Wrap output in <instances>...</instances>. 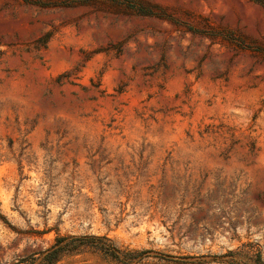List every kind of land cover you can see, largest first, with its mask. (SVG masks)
<instances>
[{
	"label": "rangeland",
	"instance_id": "1",
	"mask_svg": "<svg viewBox=\"0 0 264 264\" xmlns=\"http://www.w3.org/2000/svg\"><path fill=\"white\" fill-rule=\"evenodd\" d=\"M139 1L0 0V264H264V0Z\"/></svg>",
	"mask_w": 264,
	"mask_h": 264
},
{
	"label": "trees",
	"instance_id": "2",
	"mask_svg": "<svg viewBox=\"0 0 264 264\" xmlns=\"http://www.w3.org/2000/svg\"><path fill=\"white\" fill-rule=\"evenodd\" d=\"M105 2L110 1L115 3L121 8H124L135 15L148 16V17H157L160 19H165L173 21V19L165 13L161 8L150 5L149 3L139 1V0H92ZM257 2H261L256 0ZM84 4V3H82ZM107 240L104 237L97 236H83V237H73V236H57L54 240V243L43 252L42 261L45 264H54L59 261L63 256L78 252L84 249H93L96 251H101L105 254H109L115 257V249L113 252L111 248L104 247V245H95L91 241Z\"/></svg>",
	"mask_w": 264,
	"mask_h": 264
}]
</instances>
